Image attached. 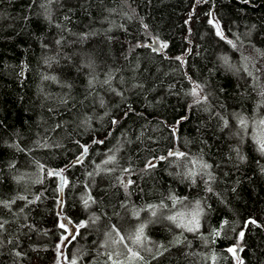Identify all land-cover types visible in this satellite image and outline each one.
Returning <instances> with one entry per match:
<instances>
[{
	"label": "trees",
	"instance_id": "obj_1",
	"mask_svg": "<svg viewBox=\"0 0 264 264\" xmlns=\"http://www.w3.org/2000/svg\"><path fill=\"white\" fill-rule=\"evenodd\" d=\"M262 92L264 0H0V264H58L62 223L68 264H114L144 221L138 264H264Z\"/></svg>",
	"mask_w": 264,
	"mask_h": 264
},
{
	"label": "snow or ice",
	"instance_id": "obj_2",
	"mask_svg": "<svg viewBox=\"0 0 264 264\" xmlns=\"http://www.w3.org/2000/svg\"><path fill=\"white\" fill-rule=\"evenodd\" d=\"M244 2H247V0H244ZM209 23L212 24L213 21L212 20H209ZM214 26L217 28V35L220 36L223 39L224 38L223 37V33L220 32L219 25L218 24H215ZM229 43H231V42H229ZM138 46H141V45H138ZM162 46L163 47H167V45H162ZM178 59H179V57H178ZM245 59H248V57H245ZM249 75H251V73H249ZM199 87H200L199 85H196L195 88L193 89L192 93H191V95L193 97H195L194 103H197V104L200 103L202 99H204V98L200 97V93H199V91H197V89H199ZM261 95H264V92H262ZM184 119H186V117ZM116 123H117V121L113 120V124H116ZM177 123H179V121ZM240 125L242 127H244V128H247L248 127V125L246 124V122L243 119L240 120ZM225 126H227V121H225ZM173 132H175V129H173ZM253 140H254V142L257 145L258 151L262 155H264V119H261L258 122V124L256 125V127L254 129ZM93 143H103V141H93ZM81 147L83 148V152L77 157L76 163L82 162L83 157L89 151V149H88V147L86 145H81ZM185 155H186L185 153L179 152V151H176V152L170 151L169 152V156H175L178 159L184 157ZM160 159L161 160L162 159H166V157H160ZM115 160H116L115 155H112L104 163H106V164L107 163H111V162H114ZM197 163H199L200 164V167L203 168V169H207V168L211 167L207 163L193 161L194 169L193 170H189V172L186 174V177H185V178H193L192 179V182L193 183H195L194 177L199 174L198 171L195 170V165ZM155 167H156V164L153 162V160H148L146 162V165H145V169L146 170L147 169H150V168H155ZM41 168H43V165H41ZM63 171H64L63 169H61L59 172H57L55 170H50L47 173L48 176H59V177H61L62 183H61V185L59 187V190L60 191H63V184L66 183V181H64L63 176H62ZM124 171H128V169H124ZM121 182L122 183H125L124 181H121ZM131 183H133V182L131 180H128L125 183V188H127V186L129 184H131ZM208 191L209 192L212 191L211 187H208ZM90 199H91V197H89L88 199H85L84 200L85 207L88 206V202H89ZM173 202H174V205L177 202L176 201V198H174V197H173ZM181 203H182V201H181ZM5 206H7V205H5ZM157 207H164V205H159V206L149 205L148 206V208L152 210V215L153 216H155L157 214L156 213V210H155ZM134 215H138V214L137 213H134ZM183 215L184 214H182V213H178L176 215H170V216H168L167 219L170 220V221H172V222H177L178 216H183ZM189 215L191 216V219L188 221V224L177 223V227H185L186 230H188V231H195L199 227V217L201 215V210H200V207H199V201L196 202V207L191 211V213H189ZM66 223L67 224H71L72 222L71 221H67ZM248 223L256 224V221L250 220V221H248ZM224 224H227V221H224L221 224V228L224 227ZM189 225H191V226H189ZM59 226L61 228H64L65 231H68V229L66 228V226H65L64 223L60 224ZM83 226H84V223L83 222L80 225H78V227H83ZM245 226H247V225H245ZM144 227H145L144 224L139 225L136 228L134 235L128 237L127 239L132 240V242L134 244H137V245L142 244V241L145 238L144 237ZM257 227H259V225H257ZM0 228H3V223H0ZM112 231L113 232H116L117 236H119V241H113V243H124L125 242L126 237L123 236V235H121L120 232L115 227L112 229ZM213 234L218 237L220 235V231L219 230H214ZM71 236H72V239H75V233L74 232L71 233ZM239 236L242 239L244 237V232L241 231L239 233ZM63 239L66 240L68 238L67 237H64ZM124 246H125V248L128 249V252L130 253V258H135V259H138V260H142L143 259V257H141V255H140V253L138 251L134 250L131 247H128V245L126 243H124ZM238 250L239 251H242L243 249L242 248H239V245L234 246V247H229L227 249V251L229 253H231V254H233L235 256V258L237 259V261H239V264H243V261L240 260V257L238 255ZM17 255H19V253H17ZM109 259H112V256L111 255H109ZM71 264H76L75 260H73L71 262ZM114 264H117V262L114 261Z\"/></svg>",
	"mask_w": 264,
	"mask_h": 264
},
{
	"label": "rangeland",
	"instance_id": "obj_3",
	"mask_svg": "<svg viewBox=\"0 0 264 264\" xmlns=\"http://www.w3.org/2000/svg\"><path fill=\"white\" fill-rule=\"evenodd\" d=\"M211 20L213 21V23H212L213 26L215 24H217V22L213 18H211ZM214 29H215V31L217 33V28L215 26H214ZM262 119H264V118H262ZM257 124L258 123H254L253 130L255 129V127H256ZM253 133H254V131H253ZM195 207H196V205L195 206H192V207L191 206L190 207H185L184 205H181L178 208H175L173 210L166 211L165 216L168 217L170 215H176L178 213H182L184 215L183 216H178L177 222H176L175 225H177V223L188 224V221L191 219V216L189 215V213H191V211ZM151 213L152 212H150L149 214H151ZM201 215H202V211H201ZM201 215L199 217V222H200V219H201ZM145 222L146 221H144V225L146 224ZM146 226L147 225H145L144 229L146 228ZM189 226H191V225H189ZM68 227L69 226H66L67 229H68ZM136 228H135V230H136ZM178 228H183L185 231H188V230H186L185 227H178ZM188 232H191V231H188ZM71 233L72 232L66 231V234H65L64 237L69 238L70 235H71ZM124 236L126 237V239L128 237H130V236H127V235H124ZM63 238L60 241V243L58 244V246H59L58 247V256H57L58 264H68L67 261H66V259H65L64 254H63V247L65 245V239H63ZM126 243H127L128 247H131V248H133L134 250H136V251H138L140 253V250L137 249L136 245L132 242V240L127 239V242ZM231 255L233 257L234 264H239V261H237V259L235 258V256L233 254H231ZM112 259H113V262L115 261V262H117V264H138V259L130 258V253L128 252V249L127 248H125V252L124 253L123 252L121 253L120 251H116V253H114L113 256H112Z\"/></svg>",
	"mask_w": 264,
	"mask_h": 264
},
{
	"label": "water",
	"instance_id": "obj_4",
	"mask_svg": "<svg viewBox=\"0 0 264 264\" xmlns=\"http://www.w3.org/2000/svg\"><path fill=\"white\" fill-rule=\"evenodd\" d=\"M154 48H155L156 50H158V51L160 50V47L157 46V45L154 46ZM85 156H86V155H85ZM85 156H84V157H85ZM84 157H83V158H84ZM76 159H77V158H76ZM76 159H75V161H76ZM61 183H62V180H61V177H59V183H58L59 187H60ZM59 193H60V197H61V195H62V191L59 190ZM62 217H63V219H64V216H62ZM68 225H70V224H68Z\"/></svg>",
	"mask_w": 264,
	"mask_h": 264
},
{
	"label": "flooded vegetation",
	"instance_id": "obj_5",
	"mask_svg": "<svg viewBox=\"0 0 264 264\" xmlns=\"http://www.w3.org/2000/svg\"><path fill=\"white\" fill-rule=\"evenodd\" d=\"M238 255H239V257H240V251L238 250Z\"/></svg>",
	"mask_w": 264,
	"mask_h": 264
}]
</instances>
